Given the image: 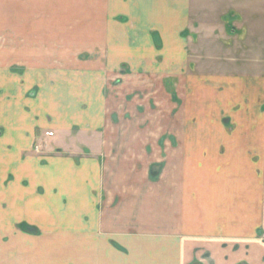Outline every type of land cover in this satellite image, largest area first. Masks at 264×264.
<instances>
[{
  "label": "crops",
  "instance_id": "1",
  "mask_svg": "<svg viewBox=\"0 0 264 264\" xmlns=\"http://www.w3.org/2000/svg\"><path fill=\"white\" fill-rule=\"evenodd\" d=\"M62 8L84 51L0 52V264H264V0Z\"/></svg>",
  "mask_w": 264,
  "mask_h": 264
},
{
  "label": "rangeland",
  "instance_id": "2",
  "mask_svg": "<svg viewBox=\"0 0 264 264\" xmlns=\"http://www.w3.org/2000/svg\"><path fill=\"white\" fill-rule=\"evenodd\" d=\"M23 1L24 0H5V1L0 0V52L1 53L7 49L8 50L14 49L15 44H17V42H15V40L17 39L16 35H20V34H26L28 37L27 43H25V45L27 46V51L28 52L35 51V53L36 51L38 52L43 51L44 53L39 55L45 56L44 59H47L46 56L50 57V55L52 54V50L55 51L65 50L66 55L71 57L74 51L79 52L85 50L87 43H85L84 40L75 41V42L73 41L61 42L54 40L55 39L54 37H56V35H63V34L66 35L68 33H73V31L71 30L69 31V29H67L68 27L67 19H71V17L75 18L77 20L76 21L77 23L79 22L78 20L82 19L83 21V12H84L83 10H76L75 12L76 14L74 16L72 10L69 11L68 9L62 8V7H67L68 2L73 0H53L54 2L55 1L59 2L60 5L59 9L53 8L52 0H27L26 3L28 8L26 6V10L24 9V11H22L19 3ZM10 9H11V15H9ZM9 16L12 18V25L10 27L4 23V18L5 17L8 18ZM19 17H21L22 19L26 18L27 20V21L25 20L26 26H23L24 28H22V26L21 28L20 26H18L20 23ZM56 19L59 21H56ZM22 22H24V20ZM56 22H59L58 25L56 24ZM76 29H77V33H81L82 31L87 30L84 25H80V27H76ZM9 35H12V39H13L11 40L10 44L8 43L10 37ZM59 44L67 45V47L58 48ZM64 57L66 58V56ZM75 57L77 58V56ZM117 77L118 78L116 81L119 82V75H117ZM121 87L122 89L119 90V125L117 128L129 130V131L139 130L140 129L139 122L143 121V119L146 117V114L144 115L142 114L141 119L139 121L137 116L134 115L135 111H132L136 107L135 104L125 102V97L126 98L128 97L129 101L133 97L135 102H137V104H140L139 106L137 105L138 107L137 109L144 113L149 110L147 103L148 100L147 97H149V95L146 94L145 92H141V90L139 91L140 93H138V90L126 88L124 87V85ZM137 96H140L142 99H137L136 98ZM161 107L162 106H160V108ZM160 108H156L157 110L152 112L151 115L152 118L155 117V115H158ZM124 114H128L129 117L127 118V120L123 119ZM151 126L153 129L154 128L153 123L151 124ZM161 169L162 168L160 165H156L153 167V171H156L155 172L156 174H159ZM28 232L35 233L34 230L33 231L28 230Z\"/></svg>",
  "mask_w": 264,
  "mask_h": 264
},
{
  "label": "built area",
  "instance_id": "3",
  "mask_svg": "<svg viewBox=\"0 0 264 264\" xmlns=\"http://www.w3.org/2000/svg\"><path fill=\"white\" fill-rule=\"evenodd\" d=\"M54 133L53 132H48L46 133L47 137H53ZM39 150V147H37V151Z\"/></svg>",
  "mask_w": 264,
  "mask_h": 264
},
{
  "label": "flooded vegetation",
  "instance_id": "4",
  "mask_svg": "<svg viewBox=\"0 0 264 264\" xmlns=\"http://www.w3.org/2000/svg\"><path fill=\"white\" fill-rule=\"evenodd\" d=\"M37 151V150H36ZM30 230L32 229V228H30V227H28ZM31 231H33V229L31 230Z\"/></svg>",
  "mask_w": 264,
  "mask_h": 264
},
{
  "label": "trees",
  "instance_id": "5",
  "mask_svg": "<svg viewBox=\"0 0 264 264\" xmlns=\"http://www.w3.org/2000/svg\"><path fill=\"white\" fill-rule=\"evenodd\" d=\"M25 229H26L27 231L29 230V228H28V227H26Z\"/></svg>",
  "mask_w": 264,
  "mask_h": 264
},
{
  "label": "water",
  "instance_id": "6",
  "mask_svg": "<svg viewBox=\"0 0 264 264\" xmlns=\"http://www.w3.org/2000/svg\"><path fill=\"white\" fill-rule=\"evenodd\" d=\"M30 230V229H29ZM32 230V229H31Z\"/></svg>",
  "mask_w": 264,
  "mask_h": 264
}]
</instances>
